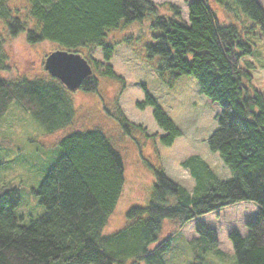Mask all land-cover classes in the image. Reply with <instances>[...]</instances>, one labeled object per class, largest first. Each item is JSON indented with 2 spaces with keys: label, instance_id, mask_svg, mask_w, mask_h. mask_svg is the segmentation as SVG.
<instances>
[{
  "label": "trees",
  "instance_id": "16d2710c",
  "mask_svg": "<svg viewBox=\"0 0 264 264\" xmlns=\"http://www.w3.org/2000/svg\"><path fill=\"white\" fill-rule=\"evenodd\" d=\"M22 1L0 0V21L8 37L14 40L22 33L28 44L55 43L78 54L85 50L100 74L121 82L119 98L125 82L107 64L115 46L106 38L111 30L152 15L157 33L146 46L147 54L159 57L157 72L168 73L170 84L190 77L199 93L218 105V126L208 148L219 154L231 177L218 180L203 159L192 156L182 163L195 182L188 191L161 167L153 168L146 204L128 209L122 228L105 232L123 187L121 155L101 130L69 132L59 139L61 156L36 192L44 207L39 218L28 226L19 224L17 191L0 195V264H169L165 255L172 237L189 223L196 234L188 241L191 264H204L208 251L223 252L216 231L198 218L245 202L257 207L255 219L245 224L247 236L232 230L227 239L237 264H264V91L254 85V66L245 61L252 53L250 37L256 31L264 36L261 5L256 0H215L225 11L239 10L251 21L241 20L238 27L220 22L208 0L189 2L186 20L176 6L152 0ZM4 43L0 35V118L16 101L47 134L70 126L74 109L69 90L53 76L50 80L3 76L8 70L1 53ZM96 49H101L106 64L94 60ZM49 55L42 61L44 68ZM79 89L97 92V78L83 80ZM142 89L144 100L137 107L152 108L154 121L164 132L160 142L169 147L181 132L144 85ZM118 96L116 110L105 108L106 114L122 133L130 136L139 129L146 134L126 118ZM164 220H171L176 230L159 240Z\"/></svg>",
  "mask_w": 264,
  "mask_h": 264
},
{
  "label": "rangeland",
  "instance_id": "374dc122",
  "mask_svg": "<svg viewBox=\"0 0 264 264\" xmlns=\"http://www.w3.org/2000/svg\"><path fill=\"white\" fill-rule=\"evenodd\" d=\"M152 1L176 6L181 11L182 19L186 20L187 5L194 0ZM256 1L264 9V0ZM18 5L19 3L16 4ZM208 5L224 24L239 27L241 20L251 22L239 10L225 11L215 0H208ZM152 21L153 16L148 15L141 21L111 30L106 38L115 46L107 64L125 82L120 98L118 93L122 90L121 82L100 74L93 67V62L88 61L86 51L80 49L81 55L91 63L93 75L98 80V89L97 92H86L82 89L67 91L74 109L70 126L47 134L16 101L10 103L8 110L0 118V195L9 190L17 191L20 202L15 215L19 224L28 226L44 213V207L40 204L36 192L61 156L59 139L69 132L101 130L121 155L124 166L123 187L116 209L104 228L105 232L110 233L122 228L125 225L127 210L146 204L154 183L153 168L161 167L169 179L188 191L193 190L195 182L182 163L192 156L203 159L218 180L224 181L231 177L219 154L211 152L208 148V139L218 126L217 116L220 108L199 93L194 79L181 76L170 84L171 77L168 73L161 76L158 74L156 68L160 63L159 57L150 58L146 51L147 44L157 33L151 26ZM3 25L0 21V35L5 41L1 53L6 57L4 64L8 70L2 72V75L50 80L51 75L42 67V61L50 52L62 49L50 42L28 44L22 33L14 40L10 39ZM250 45L252 53L245 57V61L254 66L251 72L254 85L259 91H264V36L256 31V34L250 37ZM93 58L103 65L106 64L101 49H96ZM142 85L181 132V136L169 147L160 142L164 132L156 125L152 108L137 107V104L144 100ZM117 96L126 118L144 128L146 134L135 129L130 136L126 135L121 132L117 121L106 114L105 108L116 110ZM154 134L158 136L152 138L151 135ZM256 212V206L245 202L199 217L200 222L215 229L219 249L223 252L208 251L204 256V264H237L227 235L230 231L238 232L239 229L243 234L241 236H247L245 224L255 219ZM172 230H176L175 224L171 220H164L158 235L159 240H164ZM195 237L193 223L176 232L165 260L169 264H191L193 254L188 241Z\"/></svg>",
  "mask_w": 264,
  "mask_h": 264
},
{
  "label": "water",
  "instance_id": "95a60500",
  "mask_svg": "<svg viewBox=\"0 0 264 264\" xmlns=\"http://www.w3.org/2000/svg\"><path fill=\"white\" fill-rule=\"evenodd\" d=\"M45 69L69 91L78 90L83 80L93 73L91 65L80 54L64 50L50 53Z\"/></svg>",
  "mask_w": 264,
  "mask_h": 264
},
{
  "label": "crops",
  "instance_id": "0c3cea01",
  "mask_svg": "<svg viewBox=\"0 0 264 264\" xmlns=\"http://www.w3.org/2000/svg\"><path fill=\"white\" fill-rule=\"evenodd\" d=\"M240 204H243V203H240ZM236 205H239V204H236ZM252 205H253V204H252ZM254 206H255V205H254ZM211 228H213V227H211ZM213 229H214V228H213ZM236 229H237V228H236ZM214 230H215V229H214ZM237 230H238V232H239L240 235H243L242 232H241L239 229H237ZM245 230H246L245 232H248L247 229H245ZM216 234H217V232H216ZM217 238H218V234H217ZM218 241H219V239H218Z\"/></svg>",
  "mask_w": 264,
  "mask_h": 264
},
{
  "label": "bare ground",
  "instance_id": "6f19581e",
  "mask_svg": "<svg viewBox=\"0 0 264 264\" xmlns=\"http://www.w3.org/2000/svg\"><path fill=\"white\" fill-rule=\"evenodd\" d=\"M229 208V207H228Z\"/></svg>",
  "mask_w": 264,
  "mask_h": 264
}]
</instances>
